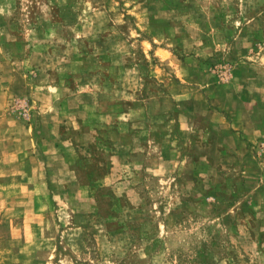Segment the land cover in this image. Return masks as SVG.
Listing matches in <instances>:
<instances>
[{
    "label": "rangeland",
    "instance_id": "374dc122",
    "mask_svg": "<svg viewBox=\"0 0 264 264\" xmlns=\"http://www.w3.org/2000/svg\"><path fill=\"white\" fill-rule=\"evenodd\" d=\"M0 264H264V0H0Z\"/></svg>",
    "mask_w": 264,
    "mask_h": 264
}]
</instances>
